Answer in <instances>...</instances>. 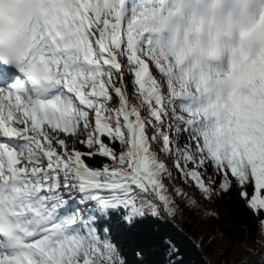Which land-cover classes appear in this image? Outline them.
Wrapping results in <instances>:
<instances>
[{
	"label": "snow or ice",
	"instance_id": "6c2138e0",
	"mask_svg": "<svg viewBox=\"0 0 264 264\" xmlns=\"http://www.w3.org/2000/svg\"><path fill=\"white\" fill-rule=\"evenodd\" d=\"M177 179L264 228V0H0V264H184Z\"/></svg>",
	"mask_w": 264,
	"mask_h": 264
},
{
	"label": "trees",
	"instance_id": "16d2710c",
	"mask_svg": "<svg viewBox=\"0 0 264 264\" xmlns=\"http://www.w3.org/2000/svg\"><path fill=\"white\" fill-rule=\"evenodd\" d=\"M215 201L224 210L218 218L212 215L209 219H198V215L190 210L189 218L181 223L173 217H166L163 222L148 220L132 229L121 227L117 230L118 239L124 242L131 252L145 235L159 228L162 235L171 238L180 248L184 264H232L233 249L228 247L219 250L218 241L213 235L221 234L233 244L256 245L264 235V228L257 227L251 214L245 211L243 202L234 193L231 198H216ZM204 235L206 237H203ZM146 252L148 260H162L160 252L149 250L147 247ZM260 252L261 249H246L234 264H257L261 256L256 261L254 253Z\"/></svg>",
	"mask_w": 264,
	"mask_h": 264
},
{
	"label": "rangeland",
	"instance_id": "374dc122",
	"mask_svg": "<svg viewBox=\"0 0 264 264\" xmlns=\"http://www.w3.org/2000/svg\"><path fill=\"white\" fill-rule=\"evenodd\" d=\"M171 166V164H170ZM176 184H180L181 187H184L185 190L189 193V194H195V199L198 201V203L196 204H188L185 202V200L183 198L179 199L177 202L179 204V207L177 208L176 214L173 215L172 217L178 221L179 223L187 220L189 218L188 216V212L190 210H193L197 215H198V219L199 218H203V219H209L212 215L206 214V213H216L217 215L219 214H223L224 210L222 209V207L219 205L218 202L215 201V196H213L212 201H206L204 200L199 193H197L196 188L193 186L191 188L187 187V185H183L181 183V181L179 179H177L175 181ZM171 187V186H170ZM198 231L199 228H198ZM207 235V234H206ZM206 235H204L203 237H206ZM214 238H216V240L218 241V246H219V250L222 248H232L233 249V261L232 264L236 263V261H238V259H240V254L244 253L246 251V249L251 248V250L253 251L261 249L262 252L260 253H254V259L256 261H258L261 259L257 264H264V235L262 237V239H260L261 241H259V243H257L256 245H244V244H233L231 243V241H229L226 237H224L221 234H217V235H213ZM260 254V255H258ZM258 258V259H257Z\"/></svg>",
	"mask_w": 264,
	"mask_h": 264
}]
</instances>
